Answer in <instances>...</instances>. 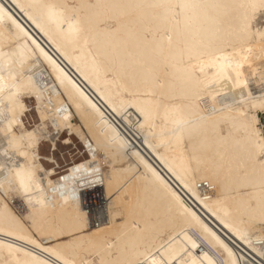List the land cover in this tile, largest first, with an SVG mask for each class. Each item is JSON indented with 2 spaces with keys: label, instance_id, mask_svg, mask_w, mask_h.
I'll return each mask as SVG.
<instances>
[{
  "label": "bare ground",
  "instance_id": "6f19581e",
  "mask_svg": "<svg viewBox=\"0 0 264 264\" xmlns=\"http://www.w3.org/2000/svg\"><path fill=\"white\" fill-rule=\"evenodd\" d=\"M263 20L0 0V264H264ZM65 132L90 159L58 177L40 146Z\"/></svg>",
  "mask_w": 264,
  "mask_h": 264
},
{
  "label": "rangeland",
  "instance_id": "374dc122",
  "mask_svg": "<svg viewBox=\"0 0 264 264\" xmlns=\"http://www.w3.org/2000/svg\"><path fill=\"white\" fill-rule=\"evenodd\" d=\"M263 23H264V20H263ZM27 103L29 106H32V108H31L32 112L28 113L29 116L26 118V122H27L28 126H33L38 122V118H37L35 110H34V101H27ZM29 118H30V120H29ZM260 120H261L262 128L264 130V114H260ZM67 135H68V133L65 132L64 137ZM71 138H72L73 142L69 146H65L60 142L58 144V150L55 152V159H56L57 163L59 164V166L56 164H49V165L46 164V166H48V167L54 166L57 169V176L58 177H61V176H64V175L70 173V169L72 167H74L75 164L77 165L79 162L84 163L90 159L87 148H85L83 146L84 142H82V140L77 136H72ZM60 141L62 142V140H60ZM41 153L43 155H46V156H48L50 154L49 146L47 145V142L43 143Z\"/></svg>",
  "mask_w": 264,
  "mask_h": 264
},
{
  "label": "crops",
  "instance_id": "0c3cea01",
  "mask_svg": "<svg viewBox=\"0 0 264 264\" xmlns=\"http://www.w3.org/2000/svg\"><path fill=\"white\" fill-rule=\"evenodd\" d=\"M65 134V133H64ZM64 134L62 135V137L57 141V143H56V146H54V144L53 143H51V142H47V145L49 146V151H50V154L48 155V156H46V155H43L42 153H41V149H42V147H43V144L40 146V154H41V157H42V161H43V164L45 165V167L46 168H48V169H51V168H54V169H56L54 166H50V167H48V166H46V164L47 165H49V164H56V165H58L59 166V164L57 163V161H56V159H55V152L58 150V144H59V142L60 143H62L63 145H65V146H69V145H71V144H66L64 141H65V139H67V137H68V135L67 136H65L64 137ZM64 137V138H63ZM60 140H62V142L60 141ZM73 142V141H72ZM81 142V141H80ZM82 143V142H81ZM83 144V143H82ZM83 146L86 148V146L83 144ZM55 147V148H54ZM53 160V161H52ZM83 162H79L78 164H82ZM76 165V164H75ZM57 170V169H56Z\"/></svg>",
  "mask_w": 264,
  "mask_h": 264
},
{
  "label": "built area",
  "instance_id": "2783aa9c",
  "mask_svg": "<svg viewBox=\"0 0 264 264\" xmlns=\"http://www.w3.org/2000/svg\"><path fill=\"white\" fill-rule=\"evenodd\" d=\"M200 188H202V189L207 188V189H208V188H210V187H209L208 184L205 183V184H203V186H200ZM211 190H212V189H211ZM176 264H178V263H176Z\"/></svg>",
  "mask_w": 264,
  "mask_h": 264
},
{
  "label": "clouds",
  "instance_id": "9594fccd",
  "mask_svg": "<svg viewBox=\"0 0 264 264\" xmlns=\"http://www.w3.org/2000/svg\"><path fill=\"white\" fill-rule=\"evenodd\" d=\"M17 176H20V173L19 172L17 173Z\"/></svg>",
  "mask_w": 264,
  "mask_h": 264
}]
</instances>
